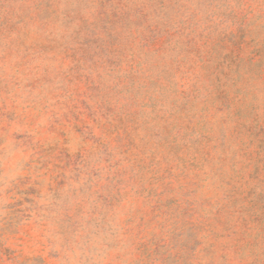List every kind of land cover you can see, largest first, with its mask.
<instances>
[{
  "label": "rangeland",
  "instance_id": "rangeland-1",
  "mask_svg": "<svg viewBox=\"0 0 264 264\" xmlns=\"http://www.w3.org/2000/svg\"><path fill=\"white\" fill-rule=\"evenodd\" d=\"M0 264H264V0H0Z\"/></svg>",
  "mask_w": 264,
  "mask_h": 264
}]
</instances>
